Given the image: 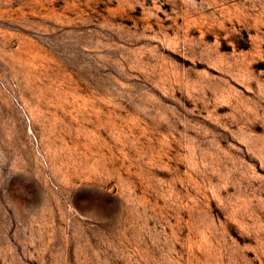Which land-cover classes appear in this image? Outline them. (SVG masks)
Returning <instances> with one entry per match:
<instances>
[{"label": "rangeland", "instance_id": "374dc122", "mask_svg": "<svg viewBox=\"0 0 264 264\" xmlns=\"http://www.w3.org/2000/svg\"><path fill=\"white\" fill-rule=\"evenodd\" d=\"M0 264H264V0H0Z\"/></svg>", "mask_w": 264, "mask_h": 264}]
</instances>
